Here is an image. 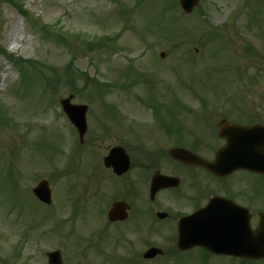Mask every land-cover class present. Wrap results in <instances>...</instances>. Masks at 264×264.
<instances>
[{
    "label": "rangeland",
    "instance_id": "rangeland-1",
    "mask_svg": "<svg viewBox=\"0 0 264 264\" xmlns=\"http://www.w3.org/2000/svg\"><path fill=\"white\" fill-rule=\"evenodd\" d=\"M16 1L27 13L13 2L0 0V45L16 57L42 63L22 72L26 62L12 63L0 53V151L5 150L0 152V264H6L3 258L14 264H48L46 252L56 248L62 249L65 264H111L100 255H91L87 261L80 254L86 222L81 219L83 205L68 200L73 176L51 179L53 165L84 166L79 154L69 163L70 155L78 152V137L60 99L74 93L72 101L90 105L99 121L97 128L102 123L131 120L130 113H136L144 115L135 118L147 129L153 115L137 96L112 88L100 93L93 85L83 89L78 73L84 70L115 83L127 81L130 71V77L139 73L149 77V83L132 87L135 93H144L143 101L183 99L195 107L200 103L194 95L197 91L210 103L243 102L264 118V0H201L189 14L182 11L179 0ZM173 1L178 6L171 5ZM101 38L106 46L86 47L85 43ZM70 60L77 69V91L63 73ZM57 71L61 78H56ZM208 114L218 117L220 111ZM66 138L65 144L59 142ZM35 142L58 147L45 149ZM160 143L129 145L159 147ZM98 144L93 164L115 140L100 139ZM42 178L52 180V189L58 188L51 207L32 193ZM40 219L46 222L44 226L37 225ZM50 221L55 224L49 228Z\"/></svg>",
    "mask_w": 264,
    "mask_h": 264
},
{
    "label": "flooded vegetation",
    "instance_id": "flooded-vegetation-1",
    "mask_svg": "<svg viewBox=\"0 0 264 264\" xmlns=\"http://www.w3.org/2000/svg\"><path fill=\"white\" fill-rule=\"evenodd\" d=\"M171 107L175 113L170 120L151 122L147 129L133 118L89 127L84 151L73 153L84 166L51 174L53 180L73 176L68 200L83 205L86 222L80 254L87 261L100 255L111 264H264V171L237 160L233 146L218 170L173 158L172 148L182 147L216 162L219 150L238 132L222 127L217 116L209 117L211 104L200 105L201 119H180L182 105ZM254 110L232 106L231 124L263 123ZM110 138L126 149L129 168L105 165L112 146L93 164L94 148L100 139ZM135 141L161 143L131 148ZM115 163L121 165L119 159ZM207 205V216H190ZM93 211L96 215L90 216ZM152 248L156 254L147 255Z\"/></svg>",
    "mask_w": 264,
    "mask_h": 264
},
{
    "label": "water",
    "instance_id": "water-1",
    "mask_svg": "<svg viewBox=\"0 0 264 264\" xmlns=\"http://www.w3.org/2000/svg\"><path fill=\"white\" fill-rule=\"evenodd\" d=\"M181 1V5L184 8V10L186 12H191L194 7L196 5L199 4L200 0H180ZM71 97L66 98V99H62L61 102L64 106L65 111L69 114L71 120L74 122V124L80 129L81 133L82 131H84L85 127H86V118H85V113H86V109L87 106L86 105H74L71 104L70 102ZM262 129L264 130V127H262ZM121 149V148H120ZM119 148H115L111 151L110 155L107 157L106 162L108 164H110V162H112V159L115 156H121L124 155V153L122 155H120V151H122L123 149L120 150ZM124 151V150H123ZM177 157H179L180 155L175 154ZM121 166H124L125 168L128 167V157L127 155H125V160L123 161V164ZM34 192L44 201L49 202L50 201V191L47 188V182L46 181H42L41 183H39V185L34 188ZM58 252H54L51 253V256H58L57 255ZM60 259L58 258L56 263L60 264ZM59 262V263H58Z\"/></svg>",
    "mask_w": 264,
    "mask_h": 264
}]
</instances>
